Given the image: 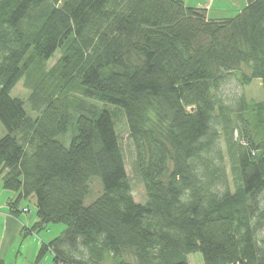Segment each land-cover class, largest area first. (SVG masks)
I'll return each instance as SVG.
<instances>
[{"label": "trees", "instance_id": "obj_1", "mask_svg": "<svg viewBox=\"0 0 264 264\" xmlns=\"http://www.w3.org/2000/svg\"><path fill=\"white\" fill-rule=\"evenodd\" d=\"M206 13L182 0H0L1 184L12 211L34 198L25 234L66 226L36 261L188 264L198 252L203 264H264V0ZM236 71L262 99L217 94ZM22 78L25 94L11 95ZM73 121L66 146L57 136ZM94 176L102 192L85 205Z\"/></svg>", "mask_w": 264, "mask_h": 264}, {"label": "rangeland", "instance_id": "obj_2", "mask_svg": "<svg viewBox=\"0 0 264 264\" xmlns=\"http://www.w3.org/2000/svg\"><path fill=\"white\" fill-rule=\"evenodd\" d=\"M189 6H194L197 3L209 2V8L207 9V16L210 18H228L234 16L240 8L244 5L245 0H182ZM59 56V52L56 51L47 62V67H51L56 58ZM238 71V70H237ZM230 74L226 80L221 84L217 94L230 105H234L237 98L243 95L247 100L254 99L260 100L263 98V91L258 79H252L248 84H242L237 76V73ZM26 92V88L23 86V78L12 88L10 94L13 96H23ZM232 118L235 121V114H232ZM2 127V125L0 124ZM124 121H119L115 128L119 134V143L124 156V163L127 177L131 185V193L136 202L143 203L145 201V190L142 181L139 176L133 170L134 151L132 143L127 136V131L124 128ZM3 130V127H2ZM75 132V121L71 122L64 134H59L57 138L62 141L64 145H68ZM237 130L234 132V137H237ZM216 148L225 155V144L222 138L217 142ZM230 177V175H229ZM89 192L84 198V204L87 205L95 200L102 192V184L99 177L94 176L88 183ZM12 192V191H11ZM264 194L259 196L260 205L264 203ZM28 207L27 213L36 216V207L34 198L28 197L22 199L21 208ZM25 213V212H22ZM26 213V214H27ZM63 223L49 222L44 228L34 231L29 234H19L12 239L7 249L0 252V260L2 264H54L53 255L49 251L45 255L36 261V256L40 245L43 242H48L54 237L58 236L65 229ZM3 233H0V238ZM256 238L258 243L262 244L261 239L264 240V229L260 228L256 231ZM75 254L77 251L74 252ZM78 254V253H77ZM199 255L198 252L193 253ZM104 264H109V260H106Z\"/></svg>", "mask_w": 264, "mask_h": 264}, {"label": "crops", "instance_id": "obj_3", "mask_svg": "<svg viewBox=\"0 0 264 264\" xmlns=\"http://www.w3.org/2000/svg\"><path fill=\"white\" fill-rule=\"evenodd\" d=\"M194 6L205 8L207 11L209 8V2L197 3ZM1 133L2 127L0 126V135ZM15 197V192H11L10 190L4 189L2 187L0 175V233H3L2 237L0 238L1 254L5 249H7L12 239L17 237L19 234L25 233V230L30 228L37 220V215L33 217V215L27 213L29 210L25 213L20 212L22 199L16 201L14 211L10 210L8 206V199ZM30 197L32 198V196ZM49 252L52 253L51 251ZM188 264H203L201 255H196L193 253L189 254Z\"/></svg>", "mask_w": 264, "mask_h": 264}, {"label": "built area", "instance_id": "obj_4", "mask_svg": "<svg viewBox=\"0 0 264 264\" xmlns=\"http://www.w3.org/2000/svg\"><path fill=\"white\" fill-rule=\"evenodd\" d=\"M28 210H29V208L25 206V207H22L20 211L21 212H27Z\"/></svg>", "mask_w": 264, "mask_h": 264}]
</instances>
